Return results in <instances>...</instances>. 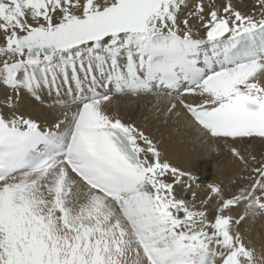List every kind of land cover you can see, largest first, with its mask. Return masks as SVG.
Listing matches in <instances>:
<instances>
[{"label": "snow or ice", "instance_id": "obj_1", "mask_svg": "<svg viewBox=\"0 0 264 264\" xmlns=\"http://www.w3.org/2000/svg\"><path fill=\"white\" fill-rule=\"evenodd\" d=\"M160 92L242 165L234 191L197 203L195 177L111 111ZM253 141L264 0H0V264H264L240 227L264 214Z\"/></svg>", "mask_w": 264, "mask_h": 264}, {"label": "bare ground", "instance_id": "obj_2", "mask_svg": "<svg viewBox=\"0 0 264 264\" xmlns=\"http://www.w3.org/2000/svg\"><path fill=\"white\" fill-rule=\"evenodd\" d=\"M247 3L248 1L241 0V6ZM149 99H153L157 105H152ZM22 105L31 111L35 118L41 121L46 119L45 117L42 119V115L35 112L37 103L26 99L22 101ZM164 105L162 99L153 96H117L113 100L111 111L123 121L126 120V123H133L143 129L157 142L167 159L195 177L197 203L206 195L209 184H220L225 189L226 195L229 190L234 191L238 183L243 182L240 180L242 165L234 161L222 142L198 130L185 113H181L178 117H168L162 111ZM207 146H216V148L208 150ZM247 152L259 158L264 153V144L253 141L247 147ZM207 160L213 163H207ZM235 174L239 180L233 182L230 178ZM187 198L191 199L190 193H187ZM240 227L246 237V243L250 240L258 251L264 249V214L254 221L242 223Z\"/></svg>", "mask_w": 264, "mask_h": 264}, {"label": "rangeland", "instance_id": "obj_3", "mask_svg": "<svg viewBox=\"0 0 264 264\" xmlns=\"http://www.w3.org/2000/svg\"><path fill=\"white\" fill-rule=\"evenodd\" d=\"M35 112L38 114V115H42V119L43 117H45L46 119H50L51 117L49 116V113H50V108L49 107H45L43 105H40L37 103V105L35 106ZM126 122V120H125ZM197 145V143H196ZM210 148H216V146L214 147H211V146H207V149L210 150ZM207 163H213V161L211 160H207ZM222 175V174H221ZM225 177V176H224ZM226 179H227V176H226ZM233 182L236 180L238 181L239 178L237 177V174H235L232 178H230ZM219 180H221V178H219Z\"/></svg>", "mask_w": 264, "mask_h": 264}]
</instances>
